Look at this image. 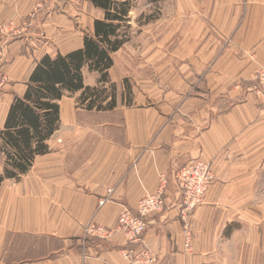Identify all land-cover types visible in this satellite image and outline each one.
Wrapping results in <instances>:
<instances>
[{
    "label": "crops",
    "instance_id": "1",
    "mask_svg": "<svg viewBox=\"0 0 264 264\" xmlns=\"http://www.w3.org/2000/svg\"><path fill=\"white\" fill-rule=\"evenodd\" d=\"M37 1L0 0V16L22 17ZM93 8V20L100 18ZM63 10L74 11L70 4ZM171 16L160 20L169 31L149 46L133 48L130 38L113 53V109L85 110L76 106L79 92L74 104L63 96L50 152L37 155L18 181L2 182L0 264H125L124 233L82 243L83 226L90 218L114 226L122 209L134 210L161 180L165 206L147 215L144 234L154 264H262L254 260L262 250L249 248L238 219L248 203L236 202L264 161V95L252 87L255 69L264 67V0H179ZM52 22L73 27L63 17L42 25ZM83 36L42 51L29 66L21 54L6 64L0 130L36 61L80 47ZM83 76L85 85L97 84V73L84 69ZM123 79L131 85L128 103ZM197 160L209 163L214 178L190 214L187 239L174 172ZM3 164L0 150V173ZM16 236L21 253L14 255Z\"/></svg>",
    "mask_w": 264,
    "mask_h": 264
},
{
    "label": "trees",
    "instance_id": "2",
    "mask_svg": "<svg viewBox=\"0 0 264 264\" xmlns=\"http://www.w3.org/2000/svg\"><path fill=\"white\" fill-rule=\"evenodd\" d=\"M102 11L92 30L84 33L82 45L66 53L44 54L35 63L21 96L15 95L0 130V150L4 155L0 186L5 179L18 181L31 168L37 155L50 152L47 141L60 127L63 96L79 92L76 106L85 110H110L116 106L117 85L109 78L113 53L131 38L132 20L138 27L157 19L130 13L139 0H86ZM162 0H146L160 3ZM142 18H145L141 21ZM98 75L97 84L84 83L83 70ZM126 102L131 85L122 81Z\"/></svg>",
    "mask_w": 264,
    "mask_h": 264
},
{
    "label": "rangeland",
    "instance_id": "3",
    "mask_svg": "<svg viewBox=\"0 0 264 264\" xmlns=\"http://www.w3.org/2000/svg\"><path fill=\"white\" fill-rule=\"evenodd\" d=\"M36 3L22 17L0 16V89L8 83L5 72L6 64L11 62L14 56L23 55L29 66L44 50L54 52L74 46L84 33L91 31L93 18L98 16V12L82 0H39ZM66 4H70L74 11L64 12ZM178 6L179 0H162L160 3L139 0L135 8L132 9V19L141 13L153 16L159 13V17L141 27H138L132 20L133 48L147 47L151 40L162 36L163 31L166 30L167 33L170 28L169 24H163L165 25L163 26L160 20L172 18L171 14L176 11ZM57 17L71 20L73 27L70 29L61 28L54 22L51 23L52 27L45 28L42 25L45 18L55 19ZM143 19L145 18H142L141 21ZM176 36L175 32V40ZM67 99H71L74 104L75 97L69 96ZM79 120H83V115L79 116ZM248 187V190L239 196V202H236L248 203L243 210L238 211V219H240L241 228L243 227L244 232L248 231L250 235L247 244L249 248H257L263 252L254 260L256 263L261 261L264 264V161L256 174L250 176ZM14 238H16V248L13 254L16 255V253H21L19 250L21 236Z\"/></svg>",
    "mask_w": 264,
    "mask_h": 264
},
{
    "label": "built area",
    "instance_id": "4",
    "mask_svg": "<svg viewBox=\"0 0 264 264\" xmlns=\"http://www.w3.org/2000/svg\"><path fill=\"white\" fill-rule=\"evenodd\" d=\"M253 91L264 95V67H258L253 73ZM214 174L209 163L197 160L174 172V179L181 198V219L183 232L189 238V217L193 209L201 203L205 192L212 182ZM165 180H161L155 193L145 194L136 202L135 209L124 208L118 214L114 226L97 223L93 218L86 221L82 229L81 242L89 238L109 239L114 233L122 232L126 236V246L122 250L125 264H154L150 248L144 242L147 229L146 217L150 213L160 212L165 206ZM104 200L99 203L102 204ZM188 244V241H187Z\"/></svg>",
    "mask_w": 264,
    "mask_h": 264
}]
</instances>
